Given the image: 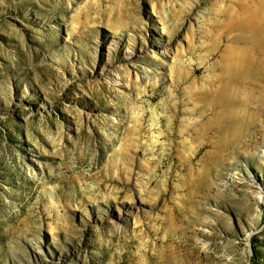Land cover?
I'll return each instance as SVG.
<instances>
[{
    "label": "rangeland",
    "instance_id": "obj_1",
    "mask_svg": "<svg viewBox=\"0 0 264 264\" xmlns=\"http://www.w3.org/2000/svg\"><path fill=\"white\" fill-rule=\"evenodd\" d=\"M0 264H264V0H0Z\"/></svg>",
    "mask_w": 264,
    "mask_h": 264
},
{
    "label": "bare ground",
    "instance_id": "obj_2",
    "mask_svg": "<svg viewBox=\"0 0 264 264\" xmlns=\"http://www.w3.org/2000/svg\"><path fill=\"white\" fill-rule=\"evenodd\" d=\"M116 28H117V27H116ZM113 30L118 32V29H115V28H114Z\"/></svg>",
    "mask_w": 264,
    "mask_h": 264
}]
</instances>
